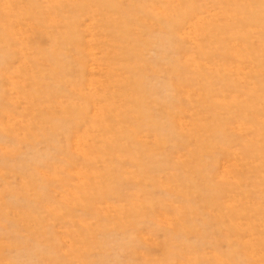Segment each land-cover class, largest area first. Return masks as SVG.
<instances>
[{"label":"rangeland","instance_id":"1","mask_svg":"<svg viewBox=\"0 0 264 264\" xmlns=\"http://www.w3.org/2000/svg\"><path fill=\"white\" fill-rule=\"evenodd\" d=\"M0 264H264V0H0Z\"/></svg>","mask_w":264,"mask_h":264}]
</instances>
